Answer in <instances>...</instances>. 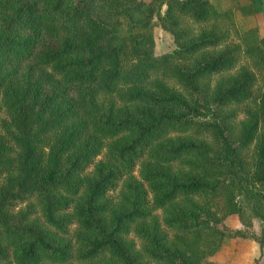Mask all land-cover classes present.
<instances>
[{
    "label": "trees",
    "instance_id": "obj_1",
    "mask_svg": "<svg viewBox=\"0 0 264 264\" xmlns=\"http://www.w3.org/2000/svg\"><path fill=\"white\" fill-rule=\"evenodd\" d=\"M261 28L264 0H0V264L264 254Z\"/></svg>",
    "mask_w": 264,
    "mask_h": 264
},
{
    "label": "rangeland",
    "instance_id": "obj_2",
    "mask_svg": "<svg viewBox=\"0 0 264 264\" xmlns=\"http://www.w3.org/2000/svg\"><path fill=\"white\" fill-rule=\"evenodd\" d=\"M214 4L218 5L221 8L233 7L235 2L246 3L248 0H210ZM237 24L240 28H247L249 26L254 25L255 23H260L258 18L242 16L239 11L235 10ZM264 30L261 28L260 33L262 34ZM154 38H155V52L156 54H160L163 52L171 51L175 44L172 40V37L169 33L163 30L159 25H156L154 28ZM228 73L220 74L216 77V79L221 78L222 76H227ZM224 223L226 226L231 228H238L242 224L237 215H228L226 216ZM252 226L249 230L252 232H258L260 230V221L258 219H252ZM255 241L246 238H226L216 255L217 260H219L222 264H264V254L256 251L253 253L255 258L252 259L251 255H243L242 258H239V253L241 250L251 252V247L246 249V244L254 243ZM255 244V243H254ZM230 251L235 252V254L231 255ZM229 256V257H228ZM232 256V258H231ZM223 257V259H222ZM88 264V263H84Z\"/></svg>",
    "mask_w": 264,
    "mask_h": 264
},
{
    "label": "crops",
    "instance_id": "obj_3",
    "mask_svg": "<svg viewBox=\"0 0 264 264\" xmlns=\"http://www.w3.org/2000/svg\"><path fill=\"white\" fill-rule=\"evenodd\" d=\"M254 243L246 244V246H247L246 249H248V247H251V252L249 253L247 251L241 250L240 253L238 254L239 255V258H242L243 255H245V256L251 255L252 259L255 258V256H254L253 253L255 251H256V253L259 252V248H258L256 242H254ZM230 253H231V255L235 254V252H233V251H230ZM231 258H232V256H231ZM222 259H223V257H222Z\"/></svg>",
    "mask_w": 264,
    "mask_h": 264
}]
</instances>
